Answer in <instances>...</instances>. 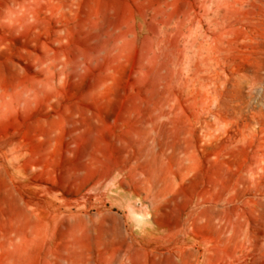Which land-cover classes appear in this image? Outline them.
Listing matches in <instances>:
<instances>
[{"label": "bare ground", "instance_id": "1", "mask_svg": "<svg viewBox=\"0 0 264 264\" xmlns=\"http://www.w3.org/2000/svg\"><path fill=\"white\" fill-rule=\"evenodd\" d=\"M8 34L25 42L0 129L28 118L34 145L0 172L63 192L47 211L15 196L0 264H253L264 114L243 122L239 82L264 0H5Z\"/></svg>", "mask_w": 264, "mask_h": 264}, {"label": "rangeland", "instance_id": "2", "mask_svg": "<svg viewBox=\"0 0 264 264\" xmlns=\"http://www.w3.org/2000/svg\"><path fill=\"white\" fill-rule=\"evenodd\" d=\"M4 2L5 0H0V13ZM6 39V46L0 48V75L10 73L11 62L14 61V58L20 52L25 42L24 37L14 34H8ZM254 68L243 71L239 82L241 90L239 94V102L241 103L240 113L243 122L247 123L250 122L252 115L256 119H261L264 114V60L255 65ZM236 117L239 116H235L232 113L227 121L235 122L237 120ZM207 120L212 123L213 118L209 117ZM199 136L200 133L196 132L197 139ZM33 145V128L31 120L28 118L20 120L15 126L0 129V163L3 156L8 154L12 148L27 150ZM239 159H233V162L237 165L240 162ZM158 167L162 171L160 165ZM50 179L55 180V183H59L58 178L54 175ZM261 181L264 182V172L261 173ZM49 189L54 190L58 197H61L62 188L58 184L51 185L45 176L37 179L28 173L9 175L0 172V228L10 217L14 198L18 194L31 204L47 211L46 207L50 203V198L46 194ZM260 201L261 205L256 210L254 217H252L255 221L256 235L253 247L254 253L252 254L254 258L253 264H264V199H260ZM92 211L90 213L94 214V211ZM243 218L249 221L251 219L249 213L245 211ZM248 248L249 243L245 242L242 250L246 251Z\"/></svg>", "mask_w": 264, "mask_h": 264}]
</instances>
